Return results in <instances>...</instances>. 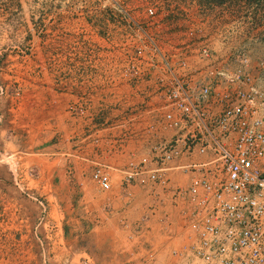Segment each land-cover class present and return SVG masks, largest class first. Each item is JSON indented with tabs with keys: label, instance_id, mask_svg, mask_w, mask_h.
<instances>
[{
	"label": "crops",
	"instance_id": "obj_1",
	"mask_svg": "<svg viewBox=\"0 0 264 264\" xmlns=\"http://www.w3.org/2000/svg\"><path fill=\"white\" fill-rule=\"evenodd\" d=\"M234 18L228 27H225L226 21L224 26L220 25L223 28L220 33L207 31L201 39H185L180 27L162 25L164 28L157 36L160 40L157 39V43L163 49L151 59L154 65L145 64L144 72L150 76L141 82H92L90 87L79 86L80 91L74 88L63 93L54 90L53 86L44 88L35 109L42 114L41 122L35 125L33 104L30 125L20 126L27 127L33 134L35 126L39 128L38 124L42 126L51 114H56L53 120H58V136L62 138L58 143V154L65 162H60L56 168L44 163L41 167L40 181L44 186L41 193L47 207L45 222L27 229L31 235L28 247L48 250L49 257L42 258L40 264H174L173 253L187 249L194 241V233L182 215L187 209V198L174 202L172 193L177 188L189 187L195 174L172 169L166 174V185L150 182L142 175L125 186L123 170L131 163L142 162L155 168L158 147L175 138L182 139L177 143L178 151L183 150L185 140L196 137L198 141L191 155L181 153L167 164L171 167L209 160V152L201 154L197 151L203 139H208L207 131L214 130L222 142L235 140L229 123L223 128L213 126L214 118L248 97H252L254 105L258 106L263 94L260 89L256 90L261 83L257 77H253L254 84H246L250 80L245 79L244 74L255 72L256 68L252 67L250 59H246L247 67L243 66L241 49L244 38L251 40L252 35H243L239 26L241 20L237 22ZM202 48L208 50L207 56L199 54ZM261 69L259 71L264 72V65ZM175 81L185 85L187 95L194 94L198 83L210 88L207 102L199 107L201 117L184 120L179 111L172 109L168 95L174 90ZM85 102L89 108L84 116L74 118L68 113L70 105ZM134 109L137 112H132ZM258 109L250 121L263 114L264 110ZM0 112L3 113L2 109ZM109 122L112 124L108 125ZM18 129L14 116L0 115L1 137H14ZM29 131H26L27 135ZM225 132H229L227 139L222 137ZM118 140L121 145H117ZM70 141L73 142L71 145ZM3 153L8 160L13 152L4 148ZM96 160L112 170L106 174L110 190L102 194H98L94 186L87 193V181L82 177V168L88 167L84 162ZM94 164L89 168L96 169ZM5 170L12 175L18 174L13 165ZM22 171L25 174L26 167ZM54 184H58L60 192L53 193L46 188ZM67 185H74L78 192L67 193ZM70 200L76 202L75 211L77 207L82 209L81 212L85 209L80 217H73L74 221L66 215L70 206L66 202ZM66 217L74 225H67ZM87 220L90 224L85 222ZM66 233L82 235L71 237ZM74 249L84 251L71 253Z\"/></svg>",
	"mask_w": 264,
	"mask_h": 264
},
{
	"label": "rangeland",
	"instance_id": "obj_2",
	"mask_svg": "<svg viewBox=\"0 0 264 264\" xmlns=\"http://www.w3.org/2000/svg\"><path fill=\"white\" fill-rule=\"evenodd\" d=\"M149 8L154 11L152 17L147 13ZM233 17L241 20L243 35H252L251 40L242 37L243 66L247 67L246 59H250L256 68L255 72L243 73L250 80L246 84H254L253 77H257L261 83L256 90L264 95V72L259 71L264 65V0H0V115L14 116L19 125L14 137L0 135V156L4 148L13 152L8 160L6 155L0 158V264H40L42 258L49 257L46 249L28 247L31 235L27 229L45 222L47 207L40 181L43 163L56 168L65 162L58 154L62 139L58 136L59 122L53 120L57 115L51 114L52 119L38 124L41 130L35 126L33 134L27 127L20 128L30 125L33 104L35 125L41 122L42 114L35 109L44 88L53 86L63 93L79 86L90 87L92 82H141L150 76L144 72L141 59L147 55L142 47L151 49L147 36L157 42L165 23L180 27L185 39H201L207 31H223L220 25L226 21L228 27ZM87 104H72L67 111L80 118L87 112ZM117 145H121L120 140ZM93 162L105 174L112 171L97 160L84 162L88 165L85 168L94 167ZM142 164H129L123 175L131 165ZM12 165L18 174L5 170ZM85 168L82 177L87 181L86 192L94 186L98 194L105 193L92 180L93 169ZM46 188L53 193L61 191L58 184ZM66 192L78 190L67 185ZM66 203L70 205L66 210L69 219L84 214L85 209L81 212L77 207L75 211V201ZM69 219L67 225H74ZM83 251L74 249L71 253Z\"/></svg>",
	"mask_w": 264,
	"mask_h": 264
},
{
	"label": "built area",
	"instance_id": "obj_3",
	"mask_svg": "<svg viewBox=\"0 0 264 264\" xmlns=\"http://www.w3.org/2000/svg\"><path fill=\"white\" fill-rule=\"evenodd\" d=\"M147 13L154 16L151 8ZM147 38L151 49L142 47L147 56L141 60L151 67L154 65L151 59L161 49L157 42ZM199 54L207 56L208 50L202 48ZM173 86L174 90L168 95L172 109L179 111L184 120L201 117L199 107L207 102L210 88L198 83L194 94L187 95L185 85L175 81ZM253 101L252 97L243 99L242 103L214 118L213 126L223 128L229 123L236 138L232 143L222 142L214 130L207 131L208 139H203L197 151L209 152V160L167 166L181 153L191 155L198 141L191 137L185 140L183 150L178 151L177 143L182 139L175 138L158 147L155 168L131 165L132 168L124 172L125 186L142 175L150 182L166 185V174L172 169L195 174L189 187L177 188L172 193L174 202L187 198V209L182 215L194 233V241L187 249L173 253L174 264H264V112L250 121L258 108L264 110V95L260 96L258 106ZM224 134L222 137L227 139L229 132ZM92 180L100 190L110 188L101 168L93 171Z\"/></svg>",
	"mask_w": 264,
	"mask_h": 264
}]
</instances>
